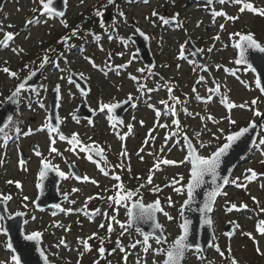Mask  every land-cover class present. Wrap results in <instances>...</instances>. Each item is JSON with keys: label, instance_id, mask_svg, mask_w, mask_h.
<instances>
[{"label": "rangeland", "instance_id": "1", "mask_svg": "<svg viewBox=\"0 0 264 264\" xmlns=\"http://www.w3.org/2000/svg\"><path fill=\"white\" fill-rule=\"evenodd\" d=\"M103 1L106 0H83V2L67 0L63 18L40 17V23L27 27H25L26 21L38 15L32 11L39 7L38 3H34L33 0H3L0 9V24L3 25L0 39H3L4 32L14 34V41L10 42L9 47L0 48V101H3L29 72L38 67L46 50L55 49L48 55H56L59 51L64 54V50L68 53L65 49L68 46L56 44L55 40H60L78 25H83L79 30L82 36L101 30L105 31L101 33L106 34L107 28L110 32L120 35V39L125 40L122 44L121 40L114 39L109 32L101 37L93 33V37L89 35V40H85L83 56L75 51L72 52L71 57L64 55L63 60L62 56L56 57L59 67L45 75V85L39 94L33 100L28 94L26 96L21 94L20 101H25V104L16 110L11 125L13 128L20 127V133L15 136V140L0 145V194L12 196L11 201H5L10 214L18 211L26 213L28 223L24 227L25 233L39 231L43 234L41 245L51 264H94L96 260H99V264H125V255H127L126 264H137L138 259L141 260V264H144V260L147 264H152L154 257L151 250L145 254L141 245L131 247L135 241L142 240L141 235L129 229L121 235L123 230L119 224L110 219L114 216L121 223L128 221V209L124 206H110L111 202L107 199L108 196L114 195V185L118 183L112 179V176L120 175L121 181L128 189H139L143 203L148 204L157 199L160 201L163 211L157 214L158 222L163 226L165 235L171 242L180 233L179 209L186 198V195H178L173 190L172 182L180 176L184 177L182 181L184 184L189 179L190 165L187 162L180 163L185 161L187 154L186 149L181 147L183 135L186 134L196 146L201 141L209 144V147L200 149V154L207 156L215 151L217 144L224 142L222 139L216 141L212 138V133H216L217 128H223L225 134L236 131L246 127L250 121L258 122V117L254 116L249 108L258 109L261 113L264 111V96L255 86L252 71L234 63L236 49L233 47V40L230 39V34L233 33H252L255 39L264 45V16L247 10L241 13L239 8L242 5L231 3L221 5L218 0H214L213 3L203 0H149L147 3L138 4L133 3L132 0H116L115 5H109L104 10V16L108 18L103 19L105 27L101 28L99 19L93 13L96 8L107 4ZM244 2L264 9V0H244ZM118 11L125 13L126 22L118 16ZM153 11L157 12V17L152 16ZM215 11H224L227 16L238 18L228 20L223 16L213 17L212 13ZM176 15L181 17L179 19L181 30L175 28ZM160 16L174 20L175 22L171 23L172 27H164L163 22L158 18ZM113 19L117 21L115 26ZM61 20L67 22V28L63 26ZM222 24L223 30L220 27ZM136 28L149 37V49L155 65L153 71L147 70L148 73L134 54L133 43L125 39L133 36ZM216 36H219V40L214 39ZM237 38L233 37V39ZM187 40L197 50H204L199 52L202 64L192 57L186 46ZM12 48L23 49V52L14 53ZM209 48H212L211 52L207 51ZM181 55L183 59L180 58ZM89 58L97 67L93 66ZM108 65H111V68ZM118 65L126 66L117 69ZM203 66L208 70L203 71ZM5 67L10 72L17 73L18 78H12L5 73L2 70ZM139 69L144 71L140 72ZM232 72L236 75H232ZM70 73L78 76L83 73L87 77L83 80L90 88L88 96L80 94L73 84L68 82ZM42 75L44 76V73ZM130 76L138 77L140 83H146L147 88L159 90L146 94L138 93L137 83L130 79ZM201 76L204 77V82L198 84L197 81ZM216 84L220 85L219 92L209 93L207 90L215 87ZM56 85L60 86L58 110L61 122L60 133L68 138L74 133L78 134L79 139L85 144L95 142L93 147L98 145L103 150L107 163L93 157V160L99 161L98 166L96 162L87 158L88 154L79 152L78 147L75 151H68L67 149L72 146L66 141H60L57 133L49 132L47 124L49 92L55 89ZM162 85L170 86L172 95L182 102L186 101L175 106L179 113L177 118L180 121V129L183 131L179 136H174L168 141H165V136L170 132L178 131L171 124L172 118L162 117L159 122L168 124L169 127L158 128L155 111L149 107L152 105L156 109H163V105L159 102L169 99L167 87ZM193 88L196 89L195 93ZM130 93L138 99L135 100L136 106H131L122 116L123 125L116 124L114 120L110 121L108 115L111 114L107 111H98L101 102H113L114 98L115 101H124ZM197 94L204 100L198 101L195 98ZM209 96L212 99L204 102ZM225 97L227 99L222 103ZM23 98L25 99L22 100ZM253 99L257 100L255 106L251 104ZM226 103L236 105L247 103V107L229 110ZM184 108H187L192 115H186L182 110ZM77 110L86 113L93 111L91 121L73 120L72 115ZM209 116L213 119H207ZM226 116L235 120L236 125H230L225 119ZM213 120L219 123H214ZM113 124L116 126L113 127ZM128 124L133 126L131 132L126 127ZM259 125H264V120ZM153 128L155 131L151 132V136L155 139H148L149 132ZM29 131L31 134H26ZM198 132L201 133L199 137L196 136ZM121 136L124 139H121ZM261 138H264V127L259 126L257 144ZM52 139L56 140L55 144H52ZM146 139L147 144H145ZM176 140L181 143H174ZM50 147H55L61 155L51 153ZM32 148L37 149L42 155L31 153ZM141 148L143 151H140ZM262 148L264 146L259 148L253 146L245 162L233 169L230 180L240 177L243 181L247 169L264 173V163H261L264 156L260 154ZM125 150L126 157L121 155ZM20 154L28 158L27 163L21 165ZM42 158L50 159L68 176L67 179L62 180L59 193H67L69 196L62 209L73 211L54 213L47 210L39 213L34 210L32 203L38 190L36 185L39 182ZM158 159H167L176 163L169 165L160 163L157 169L154 165ZM70 164L75 165L79 170L81 178L79 182H75L68 174ZM100 168H105L109 175H104ZM247 175L250 176V173ZM85 176L89 179L84 180ZM150 176L151 183H148ZM9 180L20 182L21 188H17L15 183H6ZM92 180L98 183L93 184ZM244 182L247 184L246 188L229 183L224 191L227 194L219 197L212 217L214 240L225 253L224 257L211 248L208 251V258L198 259L197 253H189L185 264H206L207 261L210 264H231L229 246L230 255L237 264H264V254L257 253V246L260 253H264V235L257 231L258 221L264 219V213L259 211L253 201L255 197L259 201V208H264V187H262L264 178ZM140 185L144 187L140 188ZM157 186L160 190L154 193L153 189ZM73 189L78 191L73 192ZM23 197L29 199L25 201ZM89 197L97 198L88 200ZM169 197L173 202L171 207L168 205ZM164 203L166 206H162ZM25 204L28 205L27 208L24 207ZM129 204L130 202L128 206ZM232 204H235L237 209H240L241 205H247V208L227 211ZM164 212L174 219L169 221ZM33 216L36 217L35 220H32ZM110 223L113 228L111 233L108 232ZM228 224L232 227L230 236L223 235V230ZM243 233H251L252 238ZM89 237L93 238L89 240ZM100 238H103V243ZM62 239L67 246L60 244ZM84 240L88 241L91 251L84 250L82 244ZM118 240L125 248V252H121L117 247ZM150 243L153 248L157 247L154 241ZM101 246L105 250L109 248V251L104 253L103 259L98 252ZM155 259L159 261L163 257L157 256ZM0 264H12L11 255L5 250V238L2 234H0Z\"/></svg>", "mask_w": 264, "mask_h": 264}, {"label": "snow or ice", "instance_id": "2", "mask_svg": "<svg viewBox=\"0 0 264 264\" xmlns=\"http://www.w3.org/2000/svg\"><path fill=\"white\" fill-rule=\"evenodd\" d=\"M34 3H38L39 7L34 8L32 11L33 13H38V15H34L31 19L26 21L25 27L28 25L40 23V17H63L65 13L63 11H57L53 7V0H33ZM67 0H65V3ZM83 2V0H81ZM148 0H144V3H147ZM208 3H213L214 0H207ZM218 2L223 5L225 3H231L233 5H242L239 8V11L243 13L245 10L264 16V9H259L253 6L252 3L244 2V0H218ZM116 0H107V4L103 5L102 7H98L94 10V15L99 19L100 21V27L104 28L105 27V22L103 20L104 17V10L109 6V5H115ZM118 16L126 22L125 18V13L123 11H118ZM213 17H225L228 20H235L238 17H230L227 16V14L224 11H215L212 13ZM153 17H157L158 14L156 11L152 12ZM159 20H161L163 23L167 24L169 21L165 19L164 17L160 16L158 17ZM146 19H148L146 17ZM46 22V20H45ZM61 23L65 28L68 27V24L66 21L61 20ZM117 24V21L113 19V26ZM8 27H13V25H8ZM221 30L224 29V25L222 24ZM80 30V26L78 25L76 29L72 30L70 34L63 36L58 43L67 45L68 47H71L72 45L69 44V41L72 40L74 37L77 36L78 32ZM0 32H3V25L0 24ZM139 34V36L143 37L145 40H148L149 37L139 28H136L133 35ZM233 37H238V39H233ZM130 39V38H129ZM214 39L219 40V36L214 37ZM230 39L233 40V47L239 51V56L238 58L234 61L236 65H241L244 66L247 70H251L255 72V68L253 65L249 62L248 58V53L250 51H256L261 54H264V45H262L260 42H258L255 39L254 34L248 33V34H243L240 32L230 34ZM14 41V34L13 33H3V39H0V48H8L10 42ZM134 42V41H133ZM121 43L124 44L125 40L122 39ZM14 53H21L23 52V49H17V48H12L11 49ZM55 49H48L45 52V55L41 58L40 63L37 67L36 70L32 71L30 76L25 79L24 81H21L15 89L11 92V94L5 98V101H0V104L3 103H11L13 105H16L20 102L21 94L27 89L29 91H36L35 89H31L28 85V81L32 79L37 74V71L43 70L45 66L49 63H54L56 67H59V64L52 61L51 57L48 55L49 52H54ZM199 52H203V49H199ZM208 52L212 51V48H209L207 50ZM181 59H183V55L180 56ZM109 60H111V55H109ZM89 61L93 64L94 67H97L95 65V62L92 61L89 58ZM131 63V61H129ZM126 65H118L116 66L117 69L123 68ZM27 67V66H26ZM109 68H111V65H108ZM179 67V66H178ZM5 73H8L10 77L12 78H18L17 73L15 72H10V70L5 67L2 69ZM203 71H207V67L203 66L202 67ZM138 71L143 72V69H139ZM226 71H230L227 70ZM117 74H119L117 72ZM232 75H236L235 72L231 73ZM151 75V73H149ZM81 79H87V77L84 76L83 73L79 74ZM130 79L135 81L137 83V92L141 94H146V93H151L152 91H156L159 89H150L147 88L146 83H140L138 77L136 76H130ZM68 82L71 84H75V81L72 79L71 76L68 77ZM204 82V77L201 76L197 83H203ZM79 87V85H76ZM163 87H167V91L169 93V99L167 100H161L159 103L163 105V109H156L154 106L149 105V107H152L153 110L155 111L156 115V127L158 128H168V124H163L160 123V119L165 116H170L171 119V124L178 129V131L170 132L168 135L165 136V141L172 140L174 136H179L181 134L182 129H180V121L177 118L179 113L176 109V105L181 104V103H186V101L182 102L180 99L174 95H172V88L168 85H162ZM255 86L257 89L260 90L261 94H264V86H262L261 79L260 77H256L255 79ZM220 90V85L216 84L215 87L209 88L207 91L209 93H215L219 92ZM56 92L60 91V86L57 85ZM193 92H196V89L193 88ZM198 101H203L204 98H202L200 95H196L195 97ZM138 99V97H134L131 93L127 96V99L124 101H114L113 102H108V103H103L101 102L98 108L99 112H105L107 111L108 114H112L115 112L116 109L120 108L122 104H130L132 107H135V100ZM212 99L211 96L207 98L208 102ZM226 97L222 99V103L226 101ZM251 104L255 106L257 104V100L253 99ZM43 107V105H41ZM226 107L231 110L236 107L240 108H245L247 107L246 104L242 105H236L235 103H226ZM183 112L186 115L191 116L192 113L188 112L187 108L182 109ZM249 110L253 111V115L256 117H264V113H261L258 109L254 108H249ZM199 115V114H197ZM73 119H76V117H73ZM108 119L110 121L116 120V124H121L123 125V120L122 119H117L114 115H108ZM201 119H204V117H201ZM207 119L212 120V117H207ZM225 119L228 120L230 125H236V121L231 119L230 116H226ZM13 122V117L12 116H7L6 120L3 122V126H0V133L4 134V139H9L7 136V133L5 132V129ZM78 122V121H77ZM214 123H219V121L213 120ZM116 124H113L112 126L115 127ZM141 124L143 122L141 121ZM258 126L264 127V125H258L256 121H250L247 127L240 128L236 131H229L227 134H225V130L223 128H217L216 133H212V138L216 141H220L221 139L224 141L223 143L217 144L215 151L210 152L207 156L200 154V149H204L209 147V144H205L203 141L199 143L198 146L194 145L192 140L185 134L182 137L183 144H181V147H186L187 149V154L185 161H181L180 163H185L187 162L190 164V170H189V179L186 184L182 183L184 177L180 176L179 179H174L172 182L173 190L178 194V195H186V199L184 200V203L181 205L179 209V216L181 218V222L179 223L178 227L180 230V234L171 242H169L168 237L165 235V230L161 224L157 221L156 214L157 212H162L163 209L161 208L160 201L157 199L156 201L145 204L143 203V197L140 193L139 189H128L126 186L123 184L121 181V176L120 175H114L112 176V179L117 181L118 183L114 185V195L108 196L107 199L110 201V206L116 205V206H124L126 207L127 210V216H128V221L127 223H121L120 221L116 220L115 217H111L110 219L112 221H115L117 224H119L120 228L123 230L121 232V235L124 234L125 231H127L129 228L133 226V224L137 223H147L149 227L151 228V231L144 232L140 228H137L136 231L139 235L142 236V240H137L135 243L131 245L132 248H135L137 244L141 245L143 252L146 254L150 250L153 254V260L152 264H183V262L187 258V253L189 251L197 253V258L198 259H203L204 257L202 255H199V253L203 252V249L199 244L195 242L194 239H190L193 236V230H192V220L189 219L188 217L185 216L186 210L188 211H193L199 213L200 217V222L203 226H206L208 228H211L213 225V220L211 217L208 215L213 211V205L215 203L216 197L220 195H226V192H222V185H228L229 183L235 184L237 187H243L246 188L247 184L244 181H251L255 178H264V173H257L253 169H247L246 174L243 177V181L241 180L240 177H236L235 179L230 180L228 177H222L220 175V169L221 166L224 162V158L227 157L230 153V150L233 148V146L239 142L242 138L246 136L251 130L256 129ZM127 129L129 132L132 131V125L128 124ZM50 133H57L58 138L60 141H66L69 145L72 147L67 149L68 151H75L76 148H79V152H83L88 154L87 158L90 161L96 162L99 166V161L93 160V156L98 157L100 161H104V163H107L106 158L103 156V150L99 148L97 145L96 147H93V143L91 144H85L83 143L79 137L78 134H72L70 138L66 137L62 133L59 132V129L53 126L52 124H49L48 128ZM155 131V128L151 129L149 132V137L148 139L154 140L155 137L151 136V132ZM16 132L19 133L20 129L16 128ZM219 133V135H217ZM26 134H31L30 131L29 133ZM201 133H196V136L199 137ZM121 139H124L123 136L120 137ZM91 140V138H89ZM147 139L145 141V144H147ZM56 140L52 139V144H55ZM174 143H181V141L176 140ZM254 147H261L264 146V138L259 139V142L257 144L256 141L252 142ZM140 151H143V148L140 149ZM163 151V149H161ZM50 152L55 153L56 155H61V153L55 148V147H50ZM262 156H264V148L261 149ZM37 156H41L42 154L37 151L36 152ZM123 156H127L126 150L121 153ZM143 159V157H141ZM21 165H23L24 161H20ZM41 168L39 171V181L37 183V188L43 191V184L41 183L49 173H55L57 177L67 179L68 176L63 172L58 165H55L51 162L50 159L48 158H42L41 159ZM162 163L164 165H169V164H174L176 162L170 161L167 159L163 160H157V163L154 165V168L159 167V164ZM261 163H264V160L261 161ZM118 167H124V165H118ZM100 171L104 175H109L108 171L105 168H100ZM130 172V168L128 169ZM152 170H150L151 172ZM250 173V176L247 175ZM78 179L80 177H77ZM208 178V179H206ZM84 180H88L89 178L87 176L83 177ZM139 179V178H138ZM93 184H97L98 182L95 180L91 181ZM6 183L8 184H13L15 183L17 188H21L20 182H14V181H7ZM148 183H151V176L149 177ZM179 185V186H176ZM206 185H210V190H205L203 192V200L202 204H197L196 202V197L197 195H200V190L205 189ZM144 185H140V188H143ZM264 187V185H262ZM159 186L153 189V192L159 191ZM78 191V189H73V192ZM68 194L65 193L64 197L67 199ZM136 197H139L138 199H135ZM97 197H89L88 200L94 199ZM103 199V197H99ZM25 201H27L29 198L28 197H23ZM12 196L9 195H4L0 194V201H11ZM253 201L257 204V207L260 212L264 213V208H259V201L256 200L255 197H253ZM131 203V207H128V203ZM35 203V202H33ZM72 203H75V201H72ZM172 200L171 197L168 198V205L171 207L172 206ZM87 204V201H86ZM85 204V207H86ZM195 205V207H194ZM25 208L28 207L27 204L24 205ZM57 209L60 211H68L71 212L73 211L72 209H61L60 205H55ZM247 205H241L240 209H246ZM240 210L237 209V206L235 204H232L230 208L227 209V211H232V210ZM6 211V209H5ZM169 221L173 220L174 217L169 215L168 213L164 212L163 213ZM26 215L25 212L18 211L14 215L13 214H8V215H0V234H3L5 236L8 235V228L4 226V222L13 220L17 217H24ZM36 217L33 216L32 220H35ZM24 224H27L28 221L25 220L23 221ZM101 227H104V225H101ZM238 227V225H237ZM66 231L69 229H65ZM113 231V228L111 226V223L108 226V232L111 233ZM257 231L264 235V219H261L258 221V226H257ZM42 233L39 231L32 232L30 234H24V239L29 242H33L35 245H41L42 244ZM227 235H231V233H228ZM245 236H249L252 238L251 233H243ZM93 236H96V234H93ZM93 237H89L88 239H92ZM101 242L103 243V238H100ZM150 241H154L157 247L153 248L152 243ZM61 245H65V241L62 239L60 241ZM83 248L85 251H91V246L88 244L87 240L82 241ZM59 246V245H58ZM7 249L12 250V244L7 243L6 245ZM117 247L120 249L121 252H125V248L121 245L120 241H117ZM208 247L214 248L216 252L219 253L221 257H224L225 253L221 251L220 247L215 243V240L211 244H208ZM40 258L43 260V264H50V261L48 259V256L45 254V250L43 248L38 249ZM229 259L231 260V264H237V261L231 257V248L229 246ZM100 258H104V253H105V248L101 246L98 249ZM257 253L258 254H264L260 253V249L257 246ZM82 255V254H81ZM157 256H162V260H157L155 257ZM125 259V264L127 261V255L124 257ZM11 261L12 264H21L20 258L13 254L11 256ZM94 264H99V260L94 261ZM137 264H141V260H137ZM144 264H147V261L144 260Z\"/></svg>", "mask_w": 264, "mask_h": 264}, {"label": "water", "instance_id": "3", "mask_svg": "<svg viewBox=\"0 0 264 264\" xmlns=\"http://www.w3.org/2000/svg\"><path fill=\"white\" fill-rule=\"evenodd\" d=\"M203 1L207 2V0H203ZM2 3L3 0H0V8L2 6ZM65 6H66L65 0H53V7L57 11H63L65 13ZM107 18L108 17L106 16L105 19ZM129 38L132 40V42L134 41L133 43L135 47V52L138 59L142 63V66L146 69L151 70L155 62L153 60L152 54L149 49V39L145 40L143 37L139 36L138 33L136 35L130 36ZM186 46L190 51L192 57L202 64L203 61L199 51L191 44L189 40L186 41ZM238 56H239V51L236 49L235 60L238 58ZM248 58H249V62L255 68V72L252 71L253 75L255 76V79L256 77H260L262 86H264V54H261L256 51H250L248 53ZM237 66H241V65H237ZM42 71L43 70L37 71V74L34 77H32L31 80L28 81V85L31 89L36 88ZM29 76L30 74L27 75L22 81L27 79ZM70 76L75 81L74 85L75 86L79 85V87L76 86L78 91L83 95H87L89 92V88L87 84L75 74H70ZM262 95L264 96V94ZM58 102H59V94L54 90L53 92H51V98L49 102L48 124H52L53 126L58 128L60 132L61 123L58 118ZM17 105L18 104L13 105L11 103L0 104V126H3V122L6 120L7 116L10 115L13 117ZM130 107H131L130 104H122V106L116 109L115 112L112 113V115H114L117 119H121L122 116L129 111ZM93 114H94L93 111L86 113L85 111L77 110V112H75L72 117H76V119L91 120ZM263 120L264 117H258L257 124L259 125V123ZM258 129L259 126L256 129L251 130L248 134H246L244 138H242L239 142H237L233 146V148L230 150L229 155L224 158V162L221 166L220 175L222 177H228L230 179L233 169L237 165L245 162L248 153L251 151V149L254 146L252 142L256 141V137L258 135ZM32 151L35 154L37 152L35 149H32ZM21 161H24V163H26L27 159L21 158ZM69 173L76 180H79L77 177H80V174L78 169L75 167V165L72 164L69 165ZM61 179L62 178L57 177L53 172V173H49L48 176L41 182L43 184V191H41L40 189L38 190L37 197L34 201L35 203H33L35 210H37L38 212H42L47 209H57L55 205H60L61 202L66 200L64 195L60 196L58 192V186L60 184ZM228 185H222V192L226 190ZM210 187H211L210 185H206L205 189L200 190V195H197L196 197L197 204H202L203 192L205 190H210ZM220 196L216 197L215 203L213 205V211L208 214L211 217V219L215 212V206ZM129 207H131V204ZM5 209L6 207L4 205V202L1 201L0 215H8L7 209L6 211ZM157 214H156V218H157ZM185 216L192 220L193 236L190 239H194L195 242L199 244L203 249V252L201 254L204 257H208V250L210 249V247H208V244H211L215 239L212 227L208 228L206 226H203L200 222L199 213L197 212L186 210ZM24 217H17L13 220L4 222V226L8 228L6 243L12 244V250L7 249V247L6 250L8 252H11L12 255L15 254L16 256H18L20 258L21 264H43V260L40 258V254L38 250L41 248V245H35L33 242L26 241L23 238L24 237L23 226L25 225L23 223V221H25ZM180 222H181V218H180ZM137 228H140L144 232L151 231V228L147 223L133 224L130 230L136 231ZM231 230H232L231 225L230 224L226 225V227L223 230V235H227L228 233L231 232ZM108 251L109 248L105 250V254ZM189 252L187 253V258L183 262V264H185L188 261Z\"/></svg>", "mask_w": 264, "mask_h": 264}, {"label": "trees", "instance_id": "4", "mask_svg": "<svg viewBox=\"0 0 264 264\" xmlns=\"http://www.w3.org/2000/svg\"><path fill=\"white\" fill-rule=\"evenodd\" d=\"M149 1V0H148ZM103 2H107V0L106 1H103ZM132 2L133 3H135V4H138V3H144V0H132ZM176 22L174 21V20H171V19H169L168 21H169V23H167V24H163L162 23V25L164 26V27H166V26H170V27H172V24L175 22V28L177 29V30H181V22L179 21V19H181V17H179L178 15H176ZM84 19H86V17H84ZM172 23V24H171ZM83 28V25L82 26H80V28ZM74 29H76V28H73L72 30H74ZM72 30H69L67 33L68 34H70V32L72 31ZM93 32V31H92ZM101 32H105V31H103V30H101L99 33L100 34H102V35H107L108 34V32H109V34L111 33V35L113 36V38L114 39H119V40H122V39H120V35H118V34H114L113 32H110L109 31V29H107L106 28V34H103V33H101ZM66 33V34H67ZM94 33V32H93ZM97 33V32H96ZM67 34V35H68ZM90 36L92 35V34H89ZM89 36V37H90ZM118 36V37H117ZM89 37H88V40H89ZM93 37V36H92ZM76 38V39H75ZM85 38H86V36H83V37H81L80 39L78 38V37H74V41L75 40H79L78 42L80 43V44H83L84 43V41H85ZM58 40V39H57ZM57 40H55L56 41V44H58V41ZM79 44V45H80ZM145 72H147L148 73V71L147 70H145ZM206 264H210L208 261L206 262Z\"/></svg>", "mask_w": 264, "mask_h": 264}, {"label": "flooded vegetation", "instance_id": "5", "mask_svg": "<svg viewBox=\"0 0 264 264\" xmlns=\"http://www.w3.org/2000/svg\"><path fill=\"white\" fill-rule=\"evenodd\" d=\"M109 16H110V14H109ZM98 37H101V35H100V33H99V31H97V33H95ZM72 44V43H71ZM5 132H6V130H5ZM3 134V133H2Z\"/></svg>", "mask_w": 264, "mask_h": 264}]
</instances>
